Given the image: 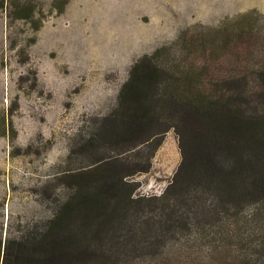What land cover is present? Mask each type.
<instances>
[{"label":"rangeland","instance_id":"1","mask_svg":"<svg viewBox=\"0 0 264 264\" xmlns=\"http://www.w3.org/2000/svg\"><path fill=\"white\" fill-rule=\"evenodd\" d=\"M260 70L264 0H0V264L64 203L111 263L264 264L263 206L197 189L177 228L156 211L180 140L227 117L177 104L240 88L264 122Z\"/></svg>","mask_w":264,"mask_h":264},{"label":"trees","instance_id":"2","mask_svg":"<svg viewBox=\"0 0 264 264\" xmlns=\"http://www.w3.org/2000/svg\"><path fill=\"white\" fill-rule=\"evenodd\" d=\"M255 77L258 89L264 93V70L255 72ZM243 78L246 84V74ZM224 93L214 97L213 103L211 97H206L208 101L206 104L203 100L204 106H197V97H189V94L184 104H177L180 115L190 110L200 116L211 112L212 106L215 112L222 111L227 117L197 126L199 135L191 136L186 146L180 140L181 163L156 207L159 216L167 217L169 228H177L182 222L179 205L189 201L193 204L197 189L206 199H219L227 212L264 207V122L251 106L253 101L249 103L244 95L246 90H234L236 94L231 104H227ZM174 98L170 95L167 101L172 102ZM142 109L144 112L138 116L139 125L143 127L153 122L155 113L161 110L151 104ZM153 137L155 135L143 143L147 144ZM153 200L140 199L135 203ZM76 218L69 204L64 203L24 244L5 242L1 264H118L108 262L111 258L108 252L91 247L86 234L77 233Z\"/></svg>","mask_w":264,"mask_h":264}]
</instances>
